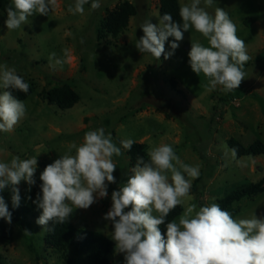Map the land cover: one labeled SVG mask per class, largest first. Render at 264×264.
<instances>
[{
	"label": "rangeland",
	"instance_id": "rangeland-1",
	"mask_svg": "<svg viewBox=\"0 0 264 264\" xmlns=\"http://www.w3.org/2000/svg\"><path fill=\"white\" fill-rule=\"evenodd\" d=\"M125 1L136 6L137 14L118 33L106 34L107 15ZM179 2L181 6L191 0ZM74 3L57 0V7L47 16L34 14L16 30L7 29V14L0 8V65L15 67L33 87V94L21 100L26 105L25 116L11 132H0V161L37 156V181L44 168L68 152L73 142L79 145L87 131L104 127L113 143L121 147L122 154L113 156L116 183L108 184L106 198L88 209H74L69 219L78 228L108 238L112 226L103 217L111 207V193L127 182L133 168L122 140H133L146 154L149 147L166 143L184 163L198 165L200 179L192 180L187 201L196 204L197 210L218 204L237 187L264 177V156L238 157L228 144L231 138L245 146L257 140L264 143V0H214L213 6L206 8L213 15L216 7L229 14L251 57L244 66L245 79L229 93L219 86L207 91L204 75L191 70V43L209 46L192 28L168 59L162 55L157 60L138 51L135 44L144 35L140 25L148 20L159 24V0H100L101 7L96 10L91 9L89 0L84 13L76 15L67 11ZM201 7H205L204 0ZM251 18L257 21L246 23ZM170 43L168 38L165 53L172 51ZM52 52L65 60L62 67L49 60ZM64 85L80 95V101L68 110L45 99L47 91ZM3 91L0 88V93ZM33 186L30 191L25 181L17 186L21 205L30 204ZM0 195L12 206L9 190ZM233 210H238L235 219L251 218L253 213L264 217V191L226 208L230 213ZM12 225L13 241L0 243V264H87V256L73 248H49L45 229L36 220H30L26 229ZM161 232L166 236V229ZM110 260L125 264L124 254L115 250Z\"/></svg>",
	"mask_w": 264,
	"mask_h": 264
},
{
	"label": "clouds",
	"instance_id": "clouds-1",
	"mask_svg": "<svg viewBox=\"0 0 264 264\" xmlns=\"http://www.w3.org/2000/svg\"><path fill=\"white\" fill-rule=\"evenodd\" d=\"M89 0H75L67 11L83 14ZM214 0H191L181 4L179 16L182 23L173 21L170 13L159 17V24L145 21L140 25L144 35L135 44L141 53L154 58H170L190 28L200 33L208 42L191 43L188 53L191 70L207 79V91L219 86L224 93L239 88L245 79V64L251 59L246 43L237 35V25L222 8L216 7L214 15L206 10ZM57 7V0H12L7 7L5 21L8 30H16L29 23L34 14L47 16ZM101 7L100 0H92L91 9ZM172 51L165 53V42ZM65 56L68 55L64 50ZM49 60L63 66L65 60L55 52ZM29 84L15 67L0 65V132H11L25 116L26 105L17 99L11 89L27 93ZM134 141H121L123 149L131 150ZM75 153L72 154V150ZM233 152L235 150L233 149ZM121 147L112 140L104 127L89 130L83 142H73L69 151L40 173L41 192L33 203L42 210L36 223L51 231L49 222H67L74 209H88L98 199L108 196V184L116 183L113 156H120ZM148 160L137 157L132 175L119 189L111 193V207L104 220L112 226L109 233L115 242V252L123 253L125 264H264V217L254 213L251 218L235 219L217 203L200 206L188 204L192 180L200 175L199 166L184 163L173 147L166 143L149 147ZM37 156L21 159L14 156L10 162L0 161V193L11 192L12 208L21 203V181L35 185ZM107 182V183H106ZM30 199V197H29ZM184 205L178 217L166 223V217L177 206ZM126 211V209H129ZM0 219L12 223L3 195H0ZM166 224V236L161 225Z\"/></svg>",
	"mask_w": 264,
	"mask_h": 264
},
{
	"label": "trees",
	"instance_id": "trees-1",
	"mask_svg": "<svg viewBox=\"0 0 264 264\" xmlns=\"http://www.w3.org/2000/svg\"><path fill=\"white\" fill-rule=\"evenodd\" d=\"M159 2L161 16L165 13H170L173 17V21L182 23L179 16V0H159ZM10 5L8 0H0V8L6 14V9ZM136 14V6L129 1H125L116 10L107 15L103 25L104 32L106 34L118 33L123 28L127 27L130 19ZM256 21V18H251L246 20V23H254ZM173 39V37H169L170 42H172ZM24 81L30 86L27 93L11 89L12 94L19 100H25L33 94L32 85L27 80L24 79ZM45 99L51 105H56L62 110H68L73 108L75 104L80 101V95L69 85H64L47 91ZM228 144L232 150H235V154L238 157L264 156V143L260 140L255 141L250 146H245L238 140L231 138L228 140ZM127 153L131 157L133 167L136 165L137 157H143L145 161L149 159L145 152V148L140 145H132L131 150H127ZM199 179L200 178H198L197 181H199ZM41 183L39 179L33 186L31 201L28 206L20 204V206L15 209L12 208V206L9 207V211L12 212V222L21 229H26L27 226L30 225V220H37L41 214L42 210L38 209L33 203L37 194L41 192ZM263 191L264 177L256 183L237 187L224 199L220 200L218 204L222 209L226 210V208L233 203L239 202L246 197L252 198ZM183 211V205L177 206L166 217V223L176 220ZM237 212L238 210L232 211L231 215L233 218L237 215ZM48 227L53 229L51 231L45 229V244L49 248L57 251H66L73 248L87 256V264H113L110 260V255L115 250V242L107 236L84 228H78L69 218L67 222L63 224L49 222ZM160 228L164 231L166 229V224L161 225ZM13 239L14 230L12 223L8 224L3 219H0V243H11Z\"/></svg>",
	"mask_w": 264,
	"mask_h": 264
}]
</instances>
